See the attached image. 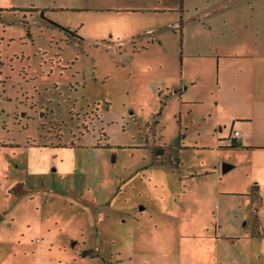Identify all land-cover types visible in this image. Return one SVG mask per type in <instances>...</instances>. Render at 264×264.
I'll use <instances>...</instances> for the list:
<instances>
[{
  "label": "rangeland",
  "instance_id": "rangeland-1",
  "mask_svg": "<svg viewBox=\"0 0 264 264\" xmlns=\"http://www.w3.org/2000/svg\"><path fill=\"white\" fill-rule=\"evenodd\" d=\"M258 147L264 0H0V264H264Z\"/></svg>",
  "mask_w": 264,
  "mask_h": 264
},
{
  "label": "trees",
  "instance_id": "trees-1",
  "mask_svg": "<svg viewBox=\"0 0 264 264\" xmlns=\"http://www.w3.org/2000/svg\"><path fill=\"white\" fill-rule=\"evenodd\" d=\"M68 32H71L69 30H67ZM240 143H238L236 140L233 139V143H232V147H239ZM167 146L165 145H157V146H153L152 147V152L155 156H165L167 151L169 149H166ZM177 159V155L174 157H171V159ZM257 187V186H256ZM85 254H88V252H85ZM89 254H91V252H89Z\"/></svg>",
  "mask_w": 264,
  "mask_h": 264
},
{
  "label": "crops",
  "instance_id": "crops-1",
  "mask_svg": "<svg viewBox=\"0 0 264 264\" xmlns=\"http://www.w3.org/2000/svg\"><path fill=\"white\" fill-rule=\"evenodd\" d=\"M243 120H245V119H243ZM246 120H251V119H246ZM242 129H245L246 130V128H242ZM222 130V129H221ZM237 131H239L240 132V134H241V137L238 139V140H236L238 143H242V144H244V143H246V142H244V141H241L243 138H245L246 137V134H244L243 132H241L240 130H237ZM253 146V145H252ZM258 148H264V147H258ZM233 166V165H232ZM257 189H258V186H257ZM257 191V190H256ZM205 237H209V235H205ZM218 257V256H217ZM218 263H220V260H219V258L218 259H216V261H215V264H218ZM203 264V263H202Z\"/></svg>",
  "mask_w": 264,
  "mask_h": 264
},
{
  "label": "built area",
  "instance_id": "built-area-1",
  "mask_svg": "<svg viewBox=\"0 0 264 264\" xmlns=\"http://www.w3.org/2000/svg\"><path fill=\"white\" fill-rule=\"evenodd\" d=\"M241 137V134H240V132L239 131H234L233 133H232V138L234 139V140H238L239 138Z\"/></svg>",
  "mask_w": 264,
  "mask_h": 264
},
{
  "label": "water",
  "instance_id": "water-1",
  "mask_svg": "<svg viewBox=\"0 0 264 264\" xmlns=\"http://www.w3.org/2000/svg\"><path fill=\"white\" fill-rule=\"evenodd\" d=\"M233 166L231 164H224L222 167L223 172L229 171Z\"/></svg>",
  "mask_w": 264,
  "mask_h": 264
}]
</instances>
